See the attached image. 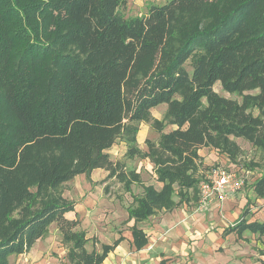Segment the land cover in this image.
<instances>
[{
  "label": "trees",
  "instance_id": "trees-1",
  "mask_svg": "<svg viewBox=\"0 0 264 264\" xmlns=\"http://www.w3.org/2000/svg\"><path fill=\"white\" fill-rule=\"evenodd\" d=\"M124 4L0 0V264L29 252L52 224L70 244L69 262L104 261L117 242L88 253L61 187L101 169L130 193L140 178L110 160L116 141L127 158L148 160L161 184L131 196L135 223L197 201L200 149L234 162L241 139L264 156V0H169L132 19L119 12ZM216 83L240 101L218 95ZM159 105L164 121L151 115ZM141 125L158 134L146 151ZM253 192L264 198V171ZM247 214L227 232L264 236V221ZM132 236L145 246L136 226Z\"/></svg>",
  "mask_w": 264,
  "mask_h": 264
},
{
  "label": "crops",
  "instance_id": "crops-1",
  "mask_svg": "<svg viewBox=\"0 0 264 264\" xmlns=\"http://www.w3.org/2000/svg\"><path fill=\"white\" fill-rule=\"evenodd\" d=\"M198 155L201 164L210 167L220 161L227 163V157L214 149H200ZM141 163L147 164L151 170L153 181L149 184L144 182L140 172ZM135 173L139 175L140 184L131 185L130 193L124 191L130 198V204L126 207L107 186V181L116 179H108V172L104 170H93L88 177L78 175L63 184H67L70 191L62 190L63 197L74 204L73 211L66 213L65 218L76 221V230L85 233V250L88 253L93 250L99 252L102 246H112L117 242L101 264H242V255L236 249L252 254L257 252L258 261L262 264L264 236L249 232L241 235L227 232L243 211L248 209L249 194L244 196L239 191L226 200L221 209L212 205L197 211V201H190L135 223L128 215L131 196H142L143 187L152 186L155 190L161 188V184L156 181L153 165L148 160L139 162ZM133 186L141 190L134 193ZM250 208L247 214L249 223L263 222L264 198H256V207ZM53 225L49 227L47 236L38 240L29 252L10 257L9 264H44L47 259L55 264H72L67 257L70 244L61 242L56 227L55 233H50ZM134 226L144 233L147 240L140 250L133 244ZM244 264L254 263L247 260Z\"/></svg>",
  "mask_w": 264,
  "mask_h": 264
},
{
  "label": "rangeland",
  "instance_id": "rangeland-1",
  "mask_svg": "<svg viewBox=\"0 0 264 264\" xmlns=\"http://www.w3.org/2000/svg\"><path fill=\"white\" fill-rule=\"evenodd\" d=\"M168 1L169 0H125V4L123 7L119 9V12L126 19L138 18L145 15L150 6H160ZM185 69L188 72H190L191 70L190 60L187 61V63L185 64ZM213 90L222 97L233 99L238 102L240 101L239 97L235 95H229L223 92L219 83H216L214 85ZM165 112H166V106L159 105L151 110V115L154 119L158 121H164ZM171 129H173V127L167 126L164 129V132H168ZM145 139H149L154 142L158 139V134L155 131H153L148 125L141 126L137 135V144L142 151H146V146L144 144ZM235 141L241 148L242 153L239 157L236 158L234 162L229 160V162L224 164V166L229 169H234V168L236 169L240 167L241 169L244 168L246 171H248V174L243 176L245 178V185L240 192L243 193L244 196L249 194L250 197L248 202V206H249L248 210H249L251 209L250 206L256 207V198L252 189L255 181L260 178V176L264 171V156L260 150L251 147L245 141L241 139H236ZM106 153L109 155V158L112 162L122 163L127 173L130 171L135 172V168L139 165V162L143 160L140 158H133V159L127 158L125 154L126 148L124 144L120 141H116V143L111 148H109L106 151ZM140 167H141L140 172L141 174H143L144 182L148 184L151 183L153 181V178H152V174L150 173L151 171L150 168L145 163H141ZM208 167L210 166L201 164L199 175L204 177L206 171L209 169ZM107 186L111 187V192L115 194V198L119 199V201L123 203V207H126L127 205L130 204V198L128 194L124 192L122 184L116 182L115 180H110L107 181ZM61 189L65 192L67 191L70 192L67 184L63 185ZM140 190L141 189L139 187L133 186L134 193H137ZM196 210L201 211L197 206H196ZM54 227L56 226L53 225L50 228L51 234L55 233L56 229H54ZM262 240L264 242V238ZM236 252L241 253L240 255H242L241 256L242 258L240 259H243V261L240 260V262L242 264L247 262V260L252 261V263L254 264H260V262L258 261L257 252H255V254H252L250 253V251L244 252V250L240 251L239 249H236ZM248 255H252V256L249 257ZM262 261H263L262 264H264V259Z\"/></svg>",
  "mask_w": 264,
  "mask_h": 264
},
{
  "label": "built area",
  "instance_id": "built-area-1",
  "mask_svg": "<svg viewBox=\"0 0 264 264\" xmlns=\"http://www.w3.org/2000/svg\"><path fill=\"white\" fill-rule=\"evenodd\" d=\"M229 162V159H226ZM224 162L214 163L202 176L197 188V203L200 210L215 205L221 209L222 204L241 191L245 185L244 168L229 169ZM44 264H55L46 260Z\"/></svg>",
  "mask_w": 264,
  "mask_h": 264
}]
</instances>
